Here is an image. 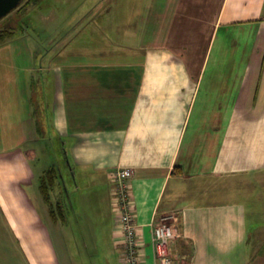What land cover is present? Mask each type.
Instances as JSON below:
<instances>
[{"label":"crops","instance_id":"1","mask_svg":"<svg viewBox=\"0 0 264 264\" xmlns=\"http://www.w3.org/2000/svg\"><path fill=\"white\" fill-rule=\"evenodd\" d=\"M65 1L50 46L33 49L18 27L0 42V264H75L72 242L124 264L108 194L119 168L134 171L142 264H156L162 217L179 233L177 264H264L241 201L264 180V0ZM80 175L94 216L90 203L75 212Z\"/></svg>","mask_w":264,"mask_h":264},{"label":"rangeland","instance_id":"2","mask_svg":"<svg viewBox=\"0 0 264 264\" xmlns=\"http://www.w3.org/2000/svg\"><path fill=\"white\" fill-rule=\"evenodd\" d=\"M109 4H110L109 7L113 6V2ZM85 5L86 4L84 3L82 10H84ZM71 8H72L71 2L68 3V1L65 0H43L41 5L34 9H30V10L28 9L27 11L24 10L19 12V8H17L16 10L12 11L8 16H6L0 21V28L1 29L5 28L6 26H8L7 24L10 25L11 23H13L14 26L18 27V31H17L18 35H22L23 33L22 31H24L22 29L27 28L25 41L29 42L33 49L36 48V45L40 46V44L44 45V47L46 48L50 46L49 44H51L54 41L52 37L53 36L55 37L57 35L56 33L53 34V31H55L57 28L66 26V24L63 23L66 19H63V22L60 18L54 21V19L51 18L52 17L51 13L53 12L64 13L68 10L73 11V9ZM19 25H21V27H19ZM58 39H60V36L55 40V42ZM32 144L34 143L28 142L27 148L32 147L33 146ZM48 157L49 159L52 160V158H54L55 155L52 153H50L49 156L43 154L42 156H40L41 159L43 158L42 161L38 163H36L35 161H30L29 164L31 168H33V170L38 171V167L41 166V164L44 167H47L46 163L49 162ZM40 180L41 179H39V181ZM251 181L252 184L254 185L252 190L255 193H253L250 196L248 195L244 196L246 198L244 197L241 198V196L238 198H241V201H243L246 204L247 217H248L250 230L255 232L257 231V229L262 228V240L264 241V180H262L261 182L259 178L255 177ZM84 182H87V179L82 178L81 175L80 177H75V179H73V185L75 186L74 188L77 192L73 193L71 191V200L75 204V208H76L75 212L78 215L80 213L82 214V210L81 208H79L78 204H81V202L84 203L94 202V197L97 196L96 194L91 193L90 187L93 186H87V184ZM111 188L112 187L110 182V184L108 185V194L110 195V197H111V192H110ZM26 190L28 192V197L30 199L29 201L33 204L34 208H36L37 213H39V216L41 217L43 215V210H41L39 206L40 199L36 186L33 184H28ZM95 212L96 211L93 210V206L91 203L90 205H87L85 211L86 215L94 216ZM112 218H113V214L111 215V219ZM169 223L171 224V221H169ZM255 237L256 234H254L253 238ZM72 243H70V245L73 251L72 254L75 264H119L118 259L116 258L114 253L106 252V250L104 249V251L100 253V256L96 251L95 252L91 251L90 256H84V253L85 254L87 253L84 252V250H82V247L79 246L77 248V243H74V246H72ZM256 262H258V260ZM256 262H254V264H256Z\"/></svg>","mask_w":264,"mask_h":264},{"label":"built area","instance_id":"3","mask_svg":"<svg viewBox=\"0 0 264 264\" xmlns=\"http://www.w3.org/2000/svg\"><path fill=\"white\" fill-rule=\"evenodd\" d=\"M133 175L134 171L130 168H119L111 176L113 181L112 200L121 230L124 264H142L140 227L136 223L131 188ZM169 221H171V217H162L151 223L156 264H177L172 253V243L178 239L179 233Z\"/></svg>","mask_w":264,"mask_h":264},{"label":"trees","instance_id":"4","mask_svg":"<svg viewBox=\"0 0 264 264\" xmlns=\"http://www.w3.org/2000/svg\"><path fill=\"white\" fill-rule=\"evenodd\" d=\"M42 0H24L22 4L18 7L19 12L21 11H27L28 9H34L36 7H39L41 4ZM27 13V12H26ZM11 23L7 28H0V42L5 41L13 36L16 30L13 24ZM17 25V24H16ZM57 175L55 170H48L46 172V175L42 177L41 180V189L43 192V197L47 203H51V198H50V190L53 187V184L55 182ZM52 213H54L53 209L51 210Z\"/></svg>","mask_w":264,"mask_h":264},{"label":"water","instance_id":"5","mask_svg":"<svg viewBox=\"0 0 264 264\" xmlns=\"http://www.w3.org/2000/svg\"><path fill=\"white\" fill-rule=\"evenodd\" d=\"M24 0H0V21L16 10Z\"/></svg>","mask_w":264,"mask_h":264}]
</instances>
